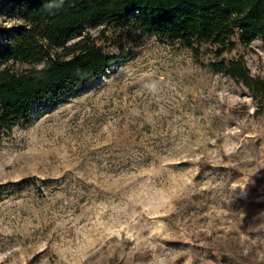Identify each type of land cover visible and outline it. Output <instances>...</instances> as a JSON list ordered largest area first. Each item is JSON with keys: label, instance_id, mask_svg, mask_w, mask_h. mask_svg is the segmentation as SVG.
Here are the masks:
<instances>
[{"label": "rangeland", "instance_id": "374dc122", "mask_svg": "<svg viewBox=\"0 0 264 264\" xmlns=\"http://www.w3.org/2000/svg\"><path fill=\"white\" fill-rule=\"evenodd\" d=\"M87 30L131 57L0 130V264H264V94L208 48ZM236 44L264 82V41Z\"/></svg>", "mask_w": 264, "mask_h": 264}, {"label": "trees", "instance_id": "16d2710c", "mask_svg": "<svg viewBox=\"0 0 264 264\" xmlns=\"http://www.w3.org/2000/svg\"><path fill=\"white\" fill-rule=\"evenodd\" d=\"M0 130L9 128L76 90L85 80L130 54H106L88 27L140 31L190 50L203 64L247 88L254 98L264 82L242 59H227L239 42L264 41V0H0ZM237 41V42H236ZM29 66L16 71L12 65Z\"/></svg>", "mask_w": 264, "mask_h": 264}]
</instances>
